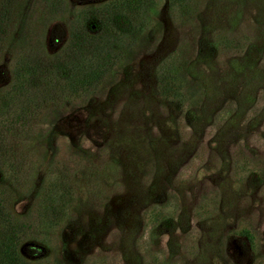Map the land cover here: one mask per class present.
Masks as SVG:
<instances>
[{"label": "rangeland", "instance_id": "rangeland-1", "mask_svg": "<svg viewBox=\"0 0 264 264\" xmlns=\"http://www.w3.org/2000/svg\"><path fill=\"white\" fill-rule=\"evenodd\" d=\"M131 6L0 0V121L23 106L0 127V264L12 226L17 264H264V0ZM91 34L113 61L97 86L33 105L25 62Z\"/></svg>", "mask_w": 264, "mask_h": 264}, {"label": "trees", "instance_id": "trees-1", "mask_svg": "<svg viewBox=\"0 0 264 264\" xmlns=\"http://www.w3.org/2000/svg\"><path fill=\"white\" fill-rule=\"evenodd\" d=\"M144 1L146 0H128V3L132 4L131 10H137L142 6ZM132 17L133 14L128 13L124 18L125 25L123 28L128 32L139 30V28L141 29V26H143L141 22H138L137 27L133 29V26L135 25ZM4 19L5 14L2 11V13L0 12V23L4 24ZM86 20L93 22L96 29L102 28L103 31H105L104 35L106 34V23L103 19L99 18V16L90 13V15H85L83 17V21L88 23ZM136 36L137 35H135L134 38H136ZM113 37L114 34L112 35V38ZM134 38L129 37L128 45L137 42V40ZM102 39L103 35H99L97 38L92 34L84 37L81 35H73L71 44H73L78 51V54L76 53L77 55L75 58H69L66 60V62L54 58V62L51 60L47 65L40 64L39 62H25V64L22 66L23 71L18 73L21 81L20 89L28 90V86H35V79H37L39 84L41 83L38 87L40 89V93L38 92L39 89L36 88V90H34V95H40L41 98L40 100L37 98L36 101L31 102L33 105L39 103L46 106V101H48L47 99L49 97L48 94L53 93L54 90H57L61 94L64 93L66 96H79L80 94L85 93L87 90L96 87L97 83L103 78L105 72L113 63L112 59H110L111 56L107 51V48L102 49L99 46V41ZM133 46L134 45H131L129 50ZM38 76H41V78ZM159 82L161 94L175 97L176 94L170 89L166 80L159 79ZM14 91L16 90L14 89ZM36 95L34 98H36ZM14 103L16 102L14 101ZM21 107L23 106L20 105L19 108ZM19 108L16 109V112H12L10 118L7 120L3 119L5 120L3 123L0 121V127L9 129L12 125L17 123L18 119H22L23 116H21V113H23V110ZM0 144H2V140L0 141ZM9 148L10 147L8 145V149ZM3 152L1 151L0 147V163L3 164L4 171L9 172L11 169V156L7 155L5 150ZM2 164H0V167H2ZM55 186L60 190L59 193L62 196L63 193L61 192V185L55 184ZM49 196L53 197V195ZM52 199L53 198H51V200ZM3 216L4 212H1L0 210V217L2 218ZM16 230L17 229H14L13 226L9 227L8 233L6 234L8 242L4 247V254L6 256L7 263L9 264H17V260H15L16 253L13 249Z\"/></svg>", "mask_w": 264, "mask_h": 264}]
</instances>
